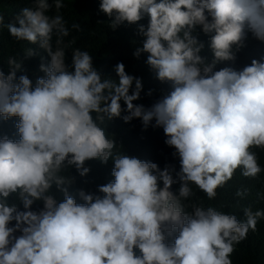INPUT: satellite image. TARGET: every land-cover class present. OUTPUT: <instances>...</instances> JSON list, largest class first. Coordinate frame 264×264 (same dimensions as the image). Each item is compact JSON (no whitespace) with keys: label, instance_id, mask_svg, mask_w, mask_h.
Segmentation results:
<instances>
[{"label":"clouds","instance_id":"9594fccd","mask_svg":"<svg viewBox=\"0 0 264 264\" xmlns=\"http://www.w3.org/2000/svg\"><path fill=\"white\" fill-rule=\"evenodd\" d=\"M55 7H63L61 0ZM50 8L48 0H35L7 25L17 40L43 48L50 63L41 65L45 76L35 86L26 75L17 77L21 62L10 59L9 73L0 71V117L20 137L0 134V264H231L234 244L264 213L247 209L240 221L193 205L189 214L181 201L192 194L190 184L214 199L237 168L245 177L261 171L250 149L264 147V63L246 57L255 52L254 37L264 41V0H100L113 30L138 25L143 45L134 55L147 53L156 78L173 85L147 110L134 105L142 81L123 63L115 67L118 83L102 77L87 51L77 49L66 64L59 45L69 30L61 15L46 14ZM145 16L146 27L138 23ZM201 30L208 38L206 58L195 36ZM97 58L107 66L109 60ZM121 101L125 122L140 119L147 127L154 120L163 128L180 160L178 179L167 167L113 157L116 142L101 125L121 117ZM110 157L114 180L98 188L102 196L81 193L85 203L78 204L61 189L71 183L60 175L65 168L84 176L86 161ZM54 185L64 191L63 202L49 194ZM37 201L43 202L38 213L31 210Z\"/></svg>","mask_w":264,"mask_h":264},{"label":"trees","instance_id":"16d2710c","mask_svg":"<svg viewBox=\"0 0 264 264\" xmlns=\"http://www.w3.org/2000/svg\"><path fill=\"white\" fill-rule=\"evenodd\" d=\"M61 2L63 7L56 9L55 0H48L51 8L46 14L49 16L61 15L69 30V35L63 37L59 45L65 52L67 65H71L72 55L77 49L87 51L91 56H95H92L93 61H96L97 65L103 69L100 72L102 77L111 78L118 83L115 67L117 64L123 63L128 74L142 81L140 98L133 103L142 105L146 110L174 90L171 82H161L156 78L155 71L146 62L147 53H141L138 58L134 55L136 49L142 48L143 45V37L138 33V25L124 23L113 30L110 26V18L100 11V0H61ZM34 6L35 0H0V16L4 17L3 24L0 25V71H3L5 75L9 73L10 59L18 63L21 62L22 69L17 72V77L26 75L32 81L33 86L39 78L45 76V73L41 71V65H48L50 57L38 44H30L11 36L7 25L16 22L22 9ZM138 23L146 27L149 18L145 16ZM73 24H79V30L74 29ZM121 27L122 29L119 30ZM196 29L198 30L199 27ZM195 36L203 43L204 48L200 54L206 58L205 55L208 52L205 45L208 38L202 30L195 33ZM252 36L254 37L253 34ZM254 39L256 42L255 52H250L246 58L264 63L261 60L264 59V54L260 53V50L264 52V41L255 37ZM56 40L57 37L53 35V50L57 47ZM29 49L34 52L31 56L27 55ZM99 53L103 58L109 60L107 66L103 59L97 58ZM109 65L110 67L107 69ZM220 69L222 68L215 66L214 71ZM238 69L242 70L240 66ZM134 87L133 85L132 90ZM121 107V117L114 118L109 122L105 121L101 125L108 138L114 139L116 142L113 157L127 155L141 161L155 163L160 170L167 167L171 171L173 179H178L177 174L181 171L180 160L176 155V150L165 143L167 137L163 128L155 127L154 120L147 127L140 119L134 118L125 122L123 117L128 113L123 101H121ZM4 121L5 119L0 117V134H7V138L13 141L19 140V135L10 130ZM250 151L257 156V163L261 168L260 173L255 177H245L242 174L243 169L237 168L232 178L222 187L217 188L214 199H209L207 194L195 184H190L192 194L186 200L181 201L184 211L190 214L193 211V205L205 209L213 207L220 212L235 215L240 221L246 220L245 210L247 209L253 213L257 211L264 213V147H252ZM113 157H110L107 163L98 159L86 161L84 166L89 169V172L84 176H81L74 167L65 168L60 175L66 180L70 181L71 179V183L61 186V189H66L67 194L71 195L78 204L85 203L81 193L102 196L103 194L99 193L98 188L114 180L112 176ZM179 187V182L173 184L172 191L177 192ZM61 189L54 185L49 193L55 197L57 202L64 200L65 193ZM9 203H17L19 209L24 210L22 204L15 197H10ZM42 209L43 202L37 201L31 210L38 213ZM14 223L10 227L14 226ZM15 235L19 236L21 233L16 232ZM176 235L178 233H173L167 242L173 243ZM135 251L137 255H140L138 249ZM229 259L231 264H264V215L257 218L254 231L250 229L245 239L234 244V251Z\"/></svg>","mask_w":264,"mask_h":264}]
</instances>
